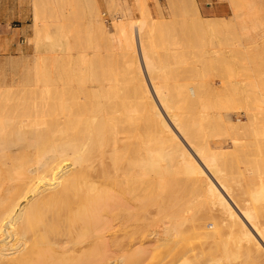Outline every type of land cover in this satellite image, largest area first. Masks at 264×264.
I'll list each match as a JSON object with an SVG mask.
<instances>
[{"label":"bare ground","instance_id":"obj_1","mask_svg":"<svg viewBox=\"0 0 264 264\" xmlns=\"http://www.w3.org/2000/svg\"><path fill=\"white\" fill-rule=\"evenodd\" d=\"M141 1L144 4L147 2V0ZM231 1L233 2L231 7L236 12V23L250 28L254 18L247 16L248 9L244 12L245 5H240L237 2L239 0ZM106 2L109 7L114 8L121 4L120 0H106ZM192 2L195 5L196 2L194 0ZM100 3L99 0H33L36 23L34 25L38 28L43 19L68 15L74 7L81 6L86 12L89 28L98 35H108L111 32L107 30L100 16ZM189 3H191L190 0ZM197 8L196 12L199 15ZM250 10L249 8V12ZM194 18L196 19V13ZM119 19L116 24L117 32H124L126 29L124 21ZM200 19L198 18V21ZM217 20H202L201 24L200 21L195 20L199 24L198 26L195 23V28L203 32L204 30L217 31L225 19L223 20L222 17ZM125 23L127 25V22ZM225 23L227 22H224V25ZM191 54L193 55L192 52ZM86 61L85 59L84 63L86 65L88 63L89 66L87 65V73L86 68L84 69L85 74L23 73L0 76V264H85L87 261L91 262L90 264L95 261L96 264H125L126 256L118 258L119 249L128 253L126 254L129 255L128 259L133 258L131 255H138L141 257L139 261H142V255L158 252L159 249L160 252L164 245L166 249L168 246L164 244L166 241H169L166 243L173 242V248L177 246L175 252L176 249H182L183 254L192 251L190 255L192 254L193 259L209 254H205V247L208 245L227 254L224 258L216 255L219 259L214 257L216 262H210V264H234L247 254L248 247L250 252L255 251V255L248 258L250 263H247L264 264V225L261 222H245L229 218L228 214L219 215L227 217L221 221L230 225L229 231L232 229V233L228 236L224 235L225 237H220L218 234V238L214 239L213 231L209 229L217 228V221L211 222L210 225L194 224L195 222L193 223L190 219L193 225H190L191 230H187L186 223L189 220L186 219L187 217L183 219L184 214L181 213L179 215L183 220L180 221L178 218L180 221L178 224L179 227H183L178 229L177 226L175 230L174 226L177 222L171 219V223H174L172 227L174 229L171 232L174 230L175 232L169 237L167 235L170 229L164 226V220L159 219L161 224L155 226L158 227L157 229L152 230L153 223L155 225L160 223L159 220L154 222L156 219H153V222L150 220L152 218L150 217V197H152L150 190L153 187L150 189L152 182L150 175H147L150 174L152 167L149 160L154 149L149 132L152 122L150 113L152 85L145 77L139 74L138 77L136 72L133 73L132 66L130 71L131 64L128 65V69L134 75L128 71L129 75L120 76L103 74L101 71L99 73L96 65L93 64L94 60L91 62L92 65ZM129 62L133 63L131 60ZM196 85L188 82L182 91V88L178 86L179 94L174 95L173 100L176 102L172 100L173 105L178 104L179 101V105L186 111H195L196 107L203 102L202 100L199 104L201 94L199 96L200 91L197 90L200 85H197L199 88ZM176 95L180 100H176L178 99ZM226 101L229 102V99ZM170 105H172L171 101L165 104L167 108H170ZM205 106L197 109L204 112L207 109ZM226 114L224 116L220 113L227 125L235 130L244 126L240 119V112ZM234 115L238 117L237 123H232ZM246 115L250 117L252 114L246 112ZM184 119L180 114L173 117L175 123L178 121L181 123ZM169 141L173 144L165 146L167 142H163V144L166 143L163 145L166 150L162 149V146L158 148L169 154L170 158L178 159L174 160V163L168 161L170 164L173 163L169 166L173 171V165L174 169L180 168V158L192 157L196 150L186 148L183 154L182 145L178 139ZM211 144H213L212 147L208 146L210 151L214 150L216 154L227 153V151L224 153L223 143ZM232 144H236L235 141ZM158 148L157 151H159ZM190 163L189 160L188 164ZM158 164H161L162 170L167 166ZM169 167L166 168L169 169ZM161 172L166 175L165 171L159 169V175ZM160 181L159 179V184L162 183ZM255 196L264 197V188L258 189ZM133 199L137 203L142 201L139 207V209L142 208V217H140L142 219H139L143 221V227L136 235L134 232L136 229L133 231L132 226L136 222L134 220L135 212H137L133 207ZM183 207L181 212L184 210ZM165 211L163 210L164 213ZM158 213L160 214V211ZM172 213L170 218L175 217L179 212L172 210ZM137 215L136 218H138ZM166 219L169 220L168 215ZM163 233L167 234V238ZM191 234L203 240L202 249L195 251L194 248L190 249L187 246V250L190 249V251L184 250L185 242L193 240L189 239L188 235ZM173 248H170L171 253ZM178 252L176 253H182L179 250ZM91 255L96 257L91 259ZM175 255L178 257L177 254ZM202 256V264L209 262L210 257L208 259L205 257L206 261H204ZM89 257L90 259L87 260ZM174 257L170 259L173 260ZM214 258L211 257L210 261H215ZM184 259L186 263L190 260ZM179 260L177 261L179 263L183 261ZM177 262L175 264H179ZM189 262L187 264L191 263ZM168 263H171L170 260ZM239 263L241 264V260Z\"/></svg>","mask_w":264,"mask_h":264},{"label":"rangeland","instance_id":"obj_2","mask_svg":"<svg viewBox=\"0 0 264 264\" xmlns=\"http://www.w3.org/2000/svg\"><path fill=\"white\" fill-rule=\"evenodd\" d=\"M186 1L188 5L185 0H147L146 4L141 0H120L121 4L114 8L109 7L106 0H99V3L101 2L99 4L100 16L105 27L111 33L98 35L89 28L86 12L81 6L74 7L68 15L45 18L37 28L33 0H0V22L2 21L8 29L6 31L8 32L6 33V47L0 52V76L23 73L85 74L84 69L86 68L87 73L88 65V63L87 65L84 63L85 59L90 63L94 60L93 64L96 65V69L103 74L129 75L131 73L130 66H132L133 73L136 72L137 76L139 74L145 77L152 85L150 111L152 122L149 132L154 149L149 160L150 167H152H149L150 174L147 175H150V181L154 182L156 186L150 184L152 185L150 189L153 187L150 190L152 191V195H150L152 196L150 197V217L152 216V218L150 220L153 222V219H156L154 222H157L160 219L164 220L163 223L169 224H164L170 229L168 235L163 233L165 237L166 235L169 237L175 232L179 227L178 223L186 217L189 220L186 223L187 230H191L190 225H193L194 222V224L210 225L211 222L217 221L219 231L217 228L209 229V231H213L215 239L219 235L225 237L224 235L228 236L229 233H232V229L229 231L230 225L221 221L223 218H227L219 216L222 214H228V217L234 218V220L255 221L264 225V197L257 198L255 196L258 189L264 188V0L237 1L240 5H245L244 12L248 9L247 16L254 18L250 28H245L243 25L241 27L236 23V12L231 7L233 5L231 0H194L195 5L192 0H190L191 3L189 0ZM249 8L253 11L249 12ZM195 13L196 19L194 18ZM222 17L227 23L224 25V22H221V27L217 28L219 31L204 30L205 32H203V30L198 31L195 28V23L199 26V21L201 24L202 20H217ZM119 18L123 19L122 22L124 21L126 28L124 32H117L116 24L119 22ZM234 18L236 19L234 20ZM197 25L196 27L199 28ZM222 26L224 27L222 28ZM225 26H228V29ZM124 38L125 40H123ZM90 54L95 55L91 56ZM126 60L128 62L131 60L133 63H128ZM188 82L200 85V88L196 85L199 88L197 91H200L199 96L200 94L201 97L204 96L202 99L199 97V104L202 100L203 102L200 104L201 107L196 104L198 106L195 111H186L179 105V101L174 105L172 102L174 95L179 94L178 88L181 87L182 91ZM197 87L196 89H198ZM204 90L206 91L204 92ZM201 91L203 92L201 93ZM166 92L168 93L166 94ZM204 93L205 95H203ZM175 97L178 98L177 95ZM227 99L229 102L226 101ZM170 101L172 105L167 108L165 104H169ZM203 105H206L205 108H207L205 113L203 110L197 109H202ZM234 112H240V119L244 125L238 130L227 125L223 120L224 117L221 118L222 114L225 116L226 113L233 114ZM246 112H250L252 115L248 117ZM179 114L185 119L181 120V123L180 121L175 123L173 117ZM218 114L219 116H217ZM237 122L238 117L234 115L232 123ZM175 139L181 142L183 154L186 148H195L196 150L192 157L179 159L181 160L180 168H177L179 171L174 169V165L173 171L169 167L174 163V160L178 159L170 158L169 154L167 155L165 151L158 148L162 146V149L166 150L163 146L166 143L163 144V142H167L165 145L167 146L173 144L169 140ZM234 141L236 144H232ZM213 142L223 143L224 153L226 151L227 153L216 154V151H210L209 148L212 147L211 143ZM189 160L190 164H188ZM168 161L173 163L170 164ZM158 163H162L163 167L167 165L171 172L166 168L167 166L162 170L161 164ZM159 169L165 171L166 175L162 174L164 172L159 175ZM159 179L162 182L161 185ZM157 189H160L159 191L162 193ZM134 201L133 207L137 212H135V220L133 219L136 222L132 226L134 227L133 231L136 229L134 231L136 235L143 227V221H140L142 208L139 209L142 201L138 203L136 201L134 203ZM182 207L183 212H181ZM163 210H166L165 213ZM172 210L179 212L175 216L176 218L174 216L170 218ZM181 213L184 214L183 219L179 215ZM136 214L139 215H137L138 218H136ZM167 215L169 220H165ZM172 215L175 214L172 213ZM171 219L173 222H177V225L174 226L176 228L172 232L174 223H171ZM190 219L193 220V223ZM161 221L156 225L153 223L152 230L157 229L158 227L155 226L160 225ZM196 221L198 222L196 223ZM188 236L193 240L185 242L184 250L188 248H194L195 251L199 248L202 249L203 240L200 237H194L193 234ZM166 242H163L168 245L166 249L164 245L160 252V249L158 252L150 251V254L142 255V261H139L141 257L138 255H131L133 258L129 257L128 259L129 255H126L128 253H125L123 249H119L117 255L118 258L126 256V263L129 260L132 261L127 264H136L137 261V264L140 262L141 264H167L169 260L175 264L184 251L178 249L182 251L181 254H178L180 252L177 249L178 253L175 252L177 246L173 248V242ZM170 248H173L172 253ZM190 249L187 251L189 252ZM214 249L212 245H208L205 247V254H209L203 255L204 257L200 255L197 259H193L192 254L190 255L191 251L183 254L181 259H190L191 263L186 259L190 264H202L201 256L204 261L210 257L209 262L206 261V264H210V262L215 263L216 259H219L216 255H219L220 258L227 255ZM215 252L218 254H214ZM246 252L247 254L240 258L241 264L244 261V264L250 263L248 258L255 255V251L250 252L248 247ZM173 256H175L174 259H170ZM91 257L93 259L96 256L91 255ZM211 257L212 259L216 257L214 262L210 261ZM89 259L90 257L87 260ZM240 260L238 259L234 264H240ZM95 262L92 264H96ZM180 263L185 264V259Z\"/></svg>","mask_w":264,"mask_h":264},{"label":"crops","instance_id":"obj_3","mask_svg":"<svg viewBox=\"0 0 264 264\" xmlns=\"http://www.w3.org/2000/svg\"><path fill=\"white\" fill-rule=\"evenodd\" d=\"M8 31L7 27L4 26L3 22H0V52L6 47V32ZM9 46V45H8Z\"/></svg>","mask_w":264,"mask_h":264}]
</instances>
